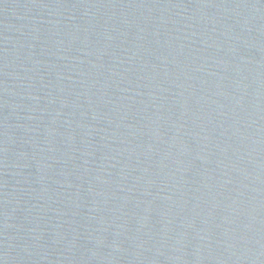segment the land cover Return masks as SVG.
I'll use <instances>...</instances> for the list:
<instances>
[{"label":"water","instance_id":"water-1","mask_svg":"<svg viewBox=\"0 0 264 264\" xmlns=\"http://www.w3.org/2000/svg\"><path fill=\"white\" fill-rule=\"evenodd\" d=\"M0 264H264V0H0Z\"/></svg>","mask_w":264,"mask_h":264}]
</instances>
